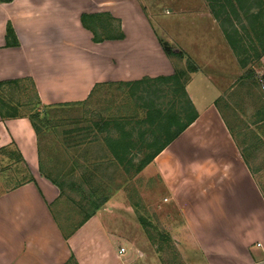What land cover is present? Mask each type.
<instances>
[{
	"label": "crops",
	"instance_id": "1",
	"mask_svg": "<svg viewBox=\"0 0 264 264\" xmlns=\"http://www.w3.org/2000/svg\"><path fill=\"white\" fill-rule=\"evenodd\" d=\"M164 7L189 22L185 34L213 21L204 0L0 1V81L30 78L48 106L83 102L96 84L169 76L176 60L154 29ZM189 98L197 119L147 166L177 208L168 233L179 262L264 264V192L214 103ZM38 151L27 118L0 119V264H141L99 212L64 239L52 212L60 192L40 174Z\"/></svg>",
	"mask_w": 264,
	"mask_h": 264
},
{
	"label": "rangeland",
	"instance_id": "2",
	"mask_svg": "<svg viewBox=\"0 0 264 264\" xmlns=\"http://www.w3.org/2000/svg\"><path fill=\"white\" fill-rule=\"evenodd\" d=\"M204 1L213 21L195 22L193 34L184 32L190 25L188 21L178 22L172 14L164 16L163 10L173 13L176 10L173 7L160 10L154 29L174 52L183 55L171 57L176 60L173 71L187 70V58L194 64L197 70L188 76L187 94L199 108L214 103L224 128L241 147L264 192V121L257 123L264 107L257 81L258 74H264V55L260 56L261 49L252 29V15L256 11L252 3L256 0ZM27 84L23 88L27 97H31ZM110 90L103 89L101 95L95 94L83 105L66 103L70 106L51 113L59 121L57 128L45 129L40 135L41 172L62 187L61 196L52 206L58 229L62 235H68L86 215L99 212L107 215L112 231L141 264L146 259L154 264H180L176 240L168 233L180 222V217L177 208L163 199L166 190L157 169L145 167L137 175L128 169L129 173L125 174L119 167L108 164L101 142L92 145L84 142L74 147L65 136V131L85 127V122L94 119L98 112L118 116L137 113L134 100L124 99L121 90ZM1 95L13 104L24 99L10 87L4 88ZM139 148L137 145L131 148L136 157ZM21 169L15 171L25 175L27 172ZM101 197L108 200L95 209L89 201Z\"/></svg>",
	"mask_w": 264,
	"mask_h": 264
},
{
	"label": "trees",
	"instance_id": "3",
	"mask_svg": "<svg viewBox=\"0 0 264 264\" xmlns=\"http://www.w3.org/2000/svg\"><path fill=\"white\" fill-rule=\"evenodd\" d=\"M0 1L8 3L12 0ZM252 5L256 9L254 15H252V29L254 28L253 31L261 49L262 54L260 56H263L264 0H256V3H252ZM5 41L6 45H17L9 26L6 30ZM160 45L168 58L172 56L181 58L183 56L179 52H174L173 48L164 41H160ZM186 62L187 70H175L169 76L143 77L139 80L128 82H106L94 85L87 100L92 99L95 94L101 95V91L105 88L107 91H112L110 89L115 88L116 91L121 90L123 92L121 93L124 99L128 98L135 101L137 113L132 116L126 114L118 116L98 112L99 114L96 113L94 119L85 122L87 123L85 127L65 131L68 141L71 139V145L74 147H79L84 142V145L101 142L107 152L106 160L108 164L119 167L125 174L129 173L128 169H132L133 174L137 175L151 164L198 117V113L186 91L189 80L188 76L190 73L196 72L197 69L190 59L187 58ZM27 83L32 91L31 97H27L26 89L23 88ZM7 87L13 88L18 93V96H22L24 99L20 98L17 102L14 101L16 102L15 104L6 102L2 98L1 91ZM117 96L120 97V95ZM85 101L76 103L75 105H83ZM66 106L70 105H42L34 83L30 78L0 81V119L27 118L38 139V150L41 133L45 129L52 130L57 128V123H59L56 115H52L51 113ZM20 109H24L25 111H20ZM262 109L263 113L260 114L257 123L264 121V107ZM127 127H130V129H126ZM136 145L140 146L137 150V157L131 153L132 146ZM39 170L42 176L58 188L61 196V185H58L50 177L41 172V168ZM107 200V197H101L92 199L89 203L95 205L96 209L103 206ZM93 214L86 215L84 220L74 230L89 220ZM71 233L68 235L63 234L64 239H67ZM66 264L76 263L71 256Z\"/></svg>",
	"mask_w": 264,
	"mask_h": 264
},
{
	"label": "built area",
	"instance_id": "4",
	"mask_svg": "<svg viewBox=\"0 0 264 264\" xmlns=\"http://www.w3.org/2000/svg\"><path fill=\"white\" fill-rule=\"evenodd\" d=\"M257 81H258V85H259V90L264 97V74H262L260 76L258 74ZM124 252H125V249H123V248L119 249V254H123Z\"/></svg>",
	"mask_w": 264,
	"mask_h": 264
}]
</instances>
